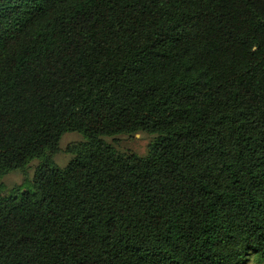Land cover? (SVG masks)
Wrapping results in <instances>:
<instances>
[{
  "label": "trees",
  "instance_id": "16d2710c",
  "mask_svg": "<svg viewBox=\"0 0 264 264\" xmlns=\"http://www.w3.org/2000/svg\"><path fill=\"white\" fill-rule=\"evenodd\" d=\"M33 159L0 264H264V0H0V177Z\"/></svg>",
  "mask_w": 264,
  "mask_h": 264
},
{
  "label": "rangeland",
  "instance_id": "374dc122",
  "mask_svg": "<svg viewBox=\"0 0 264 264\" xmlns=\"http://www.w3.org/2000/svg\"><path fill=\"white\" fill-rule=\"evenodd\" d=\"M105 141L113 145L118 151L122 153H134L140 156H145L148 152L150 143L154 140V136L147 132L140 131L134 134H117L109 137H104ZM84 137L79 132L70 131L64 132L58 143V148L53 155V162L51 166L63 167L73 157V149L84 142ZM38 160H31L24 171L14 170L10 171L0 177V181L8 186L12 187L15 184H19L22 180H32ZM239 264H263L257 261L252 253H249Z\"/></svg>",
  "mask_w": 264,
  "mask_h": 264
}]
</instances>
